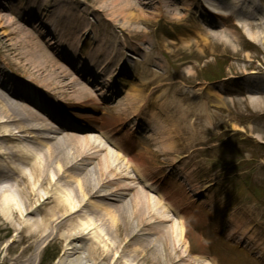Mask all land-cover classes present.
<instances>
[{
    "label": "bare ground",
    "instance_id": "bare-ground-1",
    "mask_svg": "<svg viewBox=\"0 0 264 264\" xmlns=\"http://www.w3.org/2000/svg\"><path fill=\"white\" fill-rule=\"evenodd\" d=\"M103 2L102 6L95 0H17L11 4L6 0L7 6L0 1V8L17 12V7L23 14H30L29 20H42L47 28V25L52 26L54 31H66L67 28L66 39L77 40L82 31L84 34L86 29L88 31L93 27L88 17L95 12L103 13L110 27L119 24L116 27L120 28L119 32L130 38L145 33L138 31L140 27L136 26L142 21L147 24L152 21L146 14L168 20L170 16L178 19V14L193 7V4L177 0ZM203 2L195 0L194 4L202 7ZM259 2L264 3V0H225V3L222 0L220 7L226 12H233L243 5L249 9L252 6L260 8ZM210 3L215 6L213 0ZM118 16L122 21L117 19ZM18 21L17 17L2 16V25L15 26L16 35L30 36L31 33ZM121 22L124 23L121 25ZM192 22L202 30L200 21ZM116 33L99 26L95 40L107 46L106 43H110L112 36H117ZM151 34L146 32V37ZM208 36L205 33V37ZM22 39L20 43L13 39L12 46L17 54L24 49ZM151 39L156 38L153 35ZM201 39L197 37L198 41ZM34 44L26 62L34 68L44 69L47 72L44 79L47 81L57 76V71L63 75L60 78L64 81L59 90L40 82L36 87L51 89L54 97H69V100L85 98L87 102L92 100L93 105L97 104L92 92L66 73L64 64L54 61L38 42ZM65 48L69 51L74 49ZM61 55L69 58L66 52ZM118 56H113V62ZM50 61L58 67L49 64ZM5 72L2 75L7 76L6 80L9 81L11 73ZM38 76L41 78V73ZM120 80V84L127 82L124 77ZM0 89L4 91L0 92V217L14 222L13 216L18 215L24 227L16 230V233L26 248L40 252L46 243L61 244V252L53 253L59 256L55 264H211L203 255L190 254L184 227L181 225L179 229L180 226L167 215L172 212L177 216L179 212L164 209L165 206L145 190L153 179H149L150 174L144 169L142 161L136 162L134 156L129 155L124 144L118 141L120 155L132 163L128 166H131L136 177L141 174L142 179H147L145 182L149 184L143 188H139L140 182L137 187L132 185L134 180L128 183V169L116 163V157L98 139L90 135L77 137L65 133L52 137L47 135L54 133L53 125L48 117L34 110L36 105L30 97L27 99L30 102L25 104V101L5 93L3 86ZM129 90L135 91V86H129ZM139 91L138 88L137 93ZM76 96L79 99L73 98ZM128 100L127 109L137 111L140 96L134 95ZM171 132L167 127L163 128L159 144L168 143L167 146L178 148L179 141L172 138L166 140L171 137ZM105 139L110 140L111 137L107 135ZM91 158L98 160V164L91 166ZM88 159H91L90 165L82 164ZM31 217L34 219L29 220ZM5 261L10 262L9 259ZM5 264L26 263L19 259Z\"/></svg>",
    "mask_w": 264,
    "mask_h": 264
},
{
    "label": "rangeland",
    "instance_id": "rangeland-1",
    "mask_svg": "<svg viewBox=\"0 0 264 264\" xmlns=\"http://www.w3.org/2000/svg\"><path fill=\"white\" fill-rule=\"evenodd\" d=\"M95 1L103 6L102 3L106 0ZM250 9L257 17L256 20H259L261 15L252 7ZM214 10L217 11V9ZM182 13L178 14V19L170 16V20L168 21L152 14H146L145 16L151 17L152 21L148 24L142 21L136 28L140 27L138 31L145 32L141 36H146V32H152L151 36H148L149 39L140 37L128 40L133 45H138L141 42L140 40L144 41L141 46L143 47V51L145 50L144 52L150 55V59L147 60L140 57L139 64L133 65L136 71L139 72L141 80L143 79L145 82L153 80L152 84L155 87L161 88L158 96L166 94L165 96L168 97L167 103L169 105L163 101H160L161 104L157 103L156 105L159 109L162 107L169 111V130L173 132L170 133L171 137H168V139L172 138L174 141H179L178 148H175L173 145L167 146L168 143H166L159 151L148 153L150 157L147 159L151 166L158 169L159 167H156V165L168 166L177 157L187 154L183 160L191 161V158L194 157L192 161H200L203 164V166L199 167L206 175L202 177L203 179L215 173L216 170H230L235 172V175H244L246 176V184L252 178V196L250 198H254L257 191L261 197L260 201L253 202V204L258 205L257 215H253L248 219L257 221L263 216L262 226L264 227V215L260 216V213L264 214V26H249L246 22H243L241 26L230 24L227 27H223L220 30L221 32L218 33H208L205 31L210 35L205 37L204 31L196 28L192 20L187 17L193 15L186 14L185 12ZM3 15L5 13L0 12V60L3 61L9 70L17 74L18 77L27 80V82L46 83L48 86H54V89H61L64 81L60 78L63 75L59 71H57V76L47 81L44 79V75L47 72L42 68H34L29 65L26 59L28 57L27 54L33 50L34 43L38 42L54 61L61 64H64V61L62 62V59L55 55L52 49L46 43L44 44V41L30 27L25 26V29H29L28 31L32 37L27 34L16 35L17 29L15 26L2 25ZM99 17H101L100 14H95L89 16V19L92 23L98 24ZM117 19L121 20L119 16ZM245 20L249 21L248 18H245ZM122 23L124 22H121V25ZM117 26L120 25L117 24ZM185 28L192 31V34L189 35L191 41L188 39L186 41L178 40L176 46L172 45L171 42L174 41L166 36L159 40L156 36V39H151L154 35L153 31H162V34H165L166 30L171 31L175 29L183 31ZM116 29L120 31V28ZM94 30L96 32L99 28L95 27L90 36L94 37ZM208 31L211 32L209 29ZM123 37H112V41L108 43L111 44L109 49L106 45L104 47L94 46L97 43L95 42L92 45L94 48H91L93 50H90L91 52L108 54L113 48L123 47L125 38ZM197 37L203 39L198 41ZM14 38H16L18 43H20L19 40L21 38H24L22 39L24 49L20 54L15 53L12 46ZM9 39H12V41H8ZM84 43L87 47V40ZM67 44L79 46V43L72 41H68ZM157 63L165 66L159 68ZM49 64L57 66L51 61ZM64 65L67 68L66 73H69L74 80L75 75L69 71L66 63ZM223 67H225V74L227 75V78L223 81L214 85L199 81L203 77L206 79L210 78L212 70L220 73ZM36 69H39V71ZM48 69L51 70L49 67ZM147 69L153 71L156 75H147L145 72ZM201 69L204 70L202 71ZM40 73L42 75L41 78L38 76ZM240 82L245 83L244 86L249 85L250 89L256 90L254 91L255 93H247L246 95L243 92V87L238 85ZM257 91L263 92V95ZM184 94H194L196 97L182 96ZM73 98L79 99L77 96ZM126 100L120 103V108L124 109V104L126 105L127 103ZM116 114V111L109 113L107 120H111L108 123L109 125L112 124L110 127L124 121L121 118L125 117L118 118ZM164 118L167 117L164 116ZM113 153L116 157V163H120L130 171L127 174L135 177L132 169L126 165V161L121 159L116 152ZM164 160H170V163L164 164ZM97 164L98 160H93L91 166ZM183 166L186 167L185 164ZM195 168L197 166L191 167L190 171L193 172L196 170ZM130 176H128V180L130 181H127L128 183H132V177ZM235 180L237 181V178ZM191 186L195 187L193 180ZM209 189L207 197L204 200L200 194L196 195L195 198L201 202V205L206 210L203 211V224L213 227V236L208 242L199 237L197 226L201 225L200 221L196 226H192L195 223L187 226L188 235L186 234V238L191 252H201L202 250L204 253H208V250H210L214 259L217 260L215 262L218 264H231L232 261L238 263L237 260L239 258L245 259L244 261L248 263L255 264L251 259H247L245 254L232 248L230 249L233 252L235 251V255L223 260L224 258L219 253V250L221 251L223 250L222 248L228 247H224L223 242L215 240V235H220L219 231L221 227L219 225L222 220L217 219V213L213 215L214 208L212 210L209 205L207 207L204 205L217 202L220 194L215 187L211 186ZM176 194L179 196L177 192ZM247 194L249 197L250 192L247 193V191L242 189V196L245 197ZM199 201L197 202L198 204ZM214 205L217 208V203ZM253 209L255 211L256 207ZM13 217L14 222L13 220L9 222L5 218L0 217V264L15 262L19 259L25 260L26 264H30L31 262L32 264H55L56 260H59V256L53 253L57 251L61 252V244L46 243L40 252L32 248H26V244L24 245L20 241V237L16 233V230L23 228L24 224L18 215ZM32 219L34 217L29 218V220ZM261 233L264 235L263 228L260 230ZM207 243L209 244L208 249ZM3 249L4 252H2ZM229 252L228 248L224 251V254L227 255ZM47 253L49 256H47ZM6 259H9L10 262L5 261ZM232 264L235 263L233 262Z\"/></svg>",
    "mask_w": 264,
    "mask_h": 264
}]
</instances>
